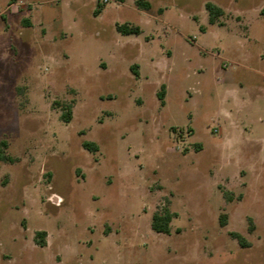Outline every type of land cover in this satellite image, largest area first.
<instances>
[{"label": "rangeland", "instance_id": "obj_1", "mask_svg": "<svg viewBox=\"0 0 264 264\" xmlns=\"http://www.w3.org/2000/svg\"><path fill=\"white\" fill-rule=\"evenodd\" d=\"M149 1L0 0V264H264V0Z\"/></svg>", "mask_w": 264, "mask_h": 264}, {"label": "trees", "instance_id": "obj_2", "mask_svg": "<svg viewBox=\"0 0 264 264\" xmlns=\"http://www.w3.org/2000/svg\"><path fill=\"white\" fill-rule=\"evenodd\" d=\"M136 4L139 6V8L147 10L151 7V2L149 0H136ZM205 8L208 12V19L209 22L213 23L216 21V19L223 14V9L218 6L217 4L207 1L205 2ZM102 9V5L100 3H97L94 14L97 15ZM116 29L120 31L121 33L128 34V33H139L140 28L139 26H131L127 23H121L116 24ZM132 70L134 73H137V71L133 68ZM164 95H165V85L161 84L160 90L157 92V97L160 99V102H164ZM70 106H68V109L66 112L62 114V117L65 121L69 120L70 117ZM83 147L90 151H96L97 150V144L94 141L90 140H83L82 142ZM0 158L6 159L7 157L2 153L0 150ZM175 216V213L170 211L167 207L162 208L161 210H156L152 213L151 216V222L150 226L151 228L156 232H162V233H169L170 232V222L172 218ZM219 222L221 225L225 224V215L221 214ZM230 234L236 238L237 242L240 246L246 247L249 245V242L245 239V237L237 232V231H231ZM46 231L45 230H37L34 235V242L39 246H44L46 244Z\"/></svg>", "mask_w": 264, "mask_h": 264}]
</instances>
